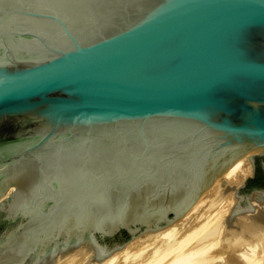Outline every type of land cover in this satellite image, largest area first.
Here are the masks:
<instances>
[{
  "label": "water",
  "instance_id": "95a60500",
  "mask_svg": "<svg viewBox=\"0 0 264 264\" xmlns=\"http://www.w3.org/2000/svg\"><path fill=\"white\" fill-rule=\"evenodd\" d=\"M264 220V0H0V264L100 262L236 159Z\"/></svg>",
  "mask_w": 264,
  "mask_h": 264
},
{
  "label": "bare ground",
  "instance_id": "6f19581e",
  "mask_svg": "<svg viewBox=\"0 0 264 264\" xmlns=\"http://www.w3.org/2000/svg\"><path fill=\"white\" fill-rule=\"evenodd\" d=\"M250 174L251 163L248 160L247 155H243L242 157L236 159L220 176H218L212 183V185H210V187H208L200 195L197 201L185 212V214L177 220L158 230L146 232L144 234L131 238L124 244L122 248L115 250L111 254L107 255L100 262H96L92 259L91 255L93 253V249L89 246L83 245L67 253L59 254L56 257V262L54 264H113L118 258L122 259L120 264L209 263L208 259H210L212 256L207 255V262H205V254H207L205 252H208L207 248L211 245H207L208 247H206V243L209 244V242L205 243V241L213 238L214 234L219 233V228H221L222 226L220 227L218 223H221V221L222 223L224 222V219L226 218L231 206L236 201L235 197L233 196L234 188L241 184L243 179ZM249 202L254 210L259 208L263 209L264 207L263 201L250 199ZM240 214L244 218L240 216L241 218H243V221H241V223L239 220H237V222L240 223V227L243 228L239 229L243 231L244 229L248 230V228H251L253 231L251 232V234L256 232L255 236H258L262 241H264V220L258 218V216L255 217L253 215V212H245L244 215L241 212ZM194 215V222L187 226L186 229L180 235H178L179 231L183 229L179 226H185L182 222L190 216L194 217ZM235 216L239 217V214ZM237 217H235L234 220H236ZM240 217L238 219H240ZM251 229L249 230L251 231ZM253 235L254 234H252V236ZM243 237L244 236H242L241 238L238 237L239 239L237 240L242 243L245 241L247 242V240H245L247 238ZM233 238H231V240ZM256 238L257 237H255V239ZM228 240L229 238L227 239V241ZM231 240L229 241L231 242ZM212 241L213 240H211V242ZM233 243L234 242H232V244ZM149 245H151L152 247L148 250L147 253H144L145 255L142 256L143 258L132 261L134 256L130 255V248L139 246L137 247L139 248L138 252L134 250V254L136 256H140L145 251V248L149 247ZM252 249H254V247ZM142 250L144 251L142 252ZM260 252L261 251H259V253ZM261 256H256V252L250 253L246 255V257H243L245 260L242 264L264 263V261L261 260L263 258ZM82 259L83 261H86L81 262Z\"/></svg>",
  "mask_w": 264,
  "mask_h": 264
},
{
  "label": "rangeland",
  "instance_id": "374dc122",
  "mask_svg": "<svg viewBox=\"0 0 264 264\" xmlns=\"http://www.w3.org/2000/svg\"><path fill=\"white\" fill-rule=\"evenodd\" d=\"M235 199L237 200V197H235ZM242 214L244 215V213H242ZM240 216H241V214H239V217ZM235 217H237V216H235ZM235 217L232 219V221H231L230 224H226L225 219H224V222L223 223H222V221H221V223H218L220 225V227L222 226L221 228H219V233L214 234L215 237L213 236V238H210L209 240H206L205 241V243L206 242H209V244L206 243V247H208V246L211 245L210 247L207 248L208 249V252H205V253H207V254H205L206 255L205 256L206 257V261L205 262H207V255L212 256L211 258L209 257L210 259H208V262L209 263H205V264H242L243 261L245 260L243 257H246V255H248L250 253H253V252H256V256H261L262 255L261 257H263V258L261 260L264 261V256H263L264 255V250H263L264 249V241H262L258 236H255V233L256 232L255 233H252V234H254L252 236L251 232H253V231H252L251 228H248V230L247 229H244L243 231H245V232H243L241 230L243 228L240 227V223H241V221H243V218L244 217L241 216L243 218L240 217V219H238L239 217H237L236 220H234ZM194 219H195V215H194V217H191L190 216L187 219H185L182 222L183 225H185V226H183V227L182 226H179L180 228H183V229H181L179 231V234L178 235H180L186 229L187 226H189L191 223H193L194 222ZM237 220H239L240 223H238ZM185 221L187 222L188 225L186 224ZM239 228H241V229H239ZM249 229H251V231ZM248 231H250V232H248ZM241 235L244 236L243 238H247V239H245V240H247V242L245 241V242L242 243V242H239L237 240V239H239V238L242 237ZM233 237H235V238H233ZM255 237H257L258 239L257 238L255 239ZM228 238H229V240H231V238H233V239L230 242L229 240L227 241ZM211 240H213V241L211 242ZM232 242H234V243L232 244ZM221 246H223V247H221ZM137 247H139V246H137ZM137 247H133V248H130L129 249L130 250L129 253H131L130 255H133L134 256V258L132 259V261H135V260H138V259L143 258L142 256L145 255L144 253H147L148 250L151 249L152 246L149 245L148 248L147 247L145 248V251L142 250V252L143 251L144 252L140 256L139 255L136 256L134 254L135 251L138 252V249L139 248H137ZM253 247H254V249H252ZM131 251H133V252H131ZM259 251H261V252L259 253ZM220 253H223V254H220ZM219 256H222V257H219ZM211 259H213V260H211ZM121 260H122L121 258H118L113 264H120ZM85 261H83V259L81 260V262H85ZM262 261H259V262H262ZM258 264H264V263L262 262V263H258Z\"/></svg>",
  "mask_w": 264,
  "mask_h": 264
},
{
  "label": "trees",
  "instance_id": "16d2710c",
  "mask_svg": "<svg viewBox=\"0 0 264 264\" xmlns=\"http://www.w3.org/2000/svg\"><path fill=\"white\" fill-rule=\"evenodd\" d=\"M248 185H264V177L260 168H257L255 176L249 179Z\"/></svg>",
  "mask_w": 264,
  "mask_h": 264
}]
</instances>
